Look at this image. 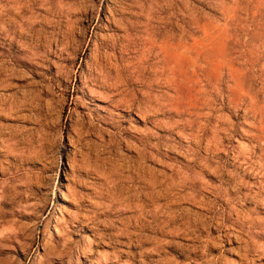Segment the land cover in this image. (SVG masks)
<instances>
[{
  "label": "rangeland",
  "instance_id": "rangeland-1",
  "mask_svg": "<svg viewBox=\"0 0 264 264\" xmlns=\"http://www.w3.org/2000/svg\"><path fill=\"white\" fill-rule=\"evenodd\" d=\"M0 264H264V0H0Z\"/></svg>",
  "mask_w": 264,
  "mask_h": 264
}]
</instances>
